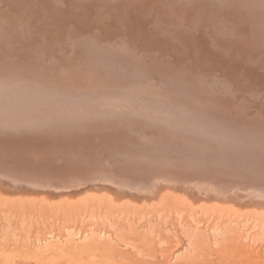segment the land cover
Here are the masks:
<instances>
[{
	"label": "rangeland",
	"instance_id": "374dc122",
	"mask_svg": "<svg viewBox=\"0 0 264 264\" xmlns=\"http://www.w3.org/2000/svg\"><path fill=\"white\" fill-rule=\"evenodd\" d=\"M27 1H29L30 4H27ZM68 1L71 4H76L75 6L77 7H82L84 3H88L90 5L96 4L94 7H96L97 12L95 11L94 13H97V15L100 16L101 19H103V21L100 18L98 20L97 17L96 19L91 18L89 21L91 25H89L90 28H88V26H85L83 22L75 21L76 20L74 19L76 18L75 16L74 18L67 17V19H65L64 17V20H61L63 21L62 26L59 27L60 23L58 21L53 22L54 24H51V21H53L52 18L49 15L44 14L40 5L34 3L33 0H20L19 4H9V3L7 4L6 2L4 3L3 0H0V3L2 2L0 4V11H1L0 17L2 18V19L0 18V21H2L1 23L6 33H8L7 31H10V29L11 30L15 29L18 30L21 34L23 33H25L26 35L28 34V36H26V39H24L23 37L20 38L21 39L20 41H15V42L12 38L10 39V41H8L6 40L7 38L5 35L4 36L0 35L1 38H4V39H0L3 40L2 43L0 42V46H3L4 50L7 49L8 51H12V53L24 52L21 50H24L25 46L28 47V50H31L34 53H36L37 50L42 49L40 57L44 65H46L42 67H45L46 69H51L53 73H56L55 79L57 80L68 78V81L65 83L66 87H71L68 85L73 84L74 82L78 84L77 86H79L80 88H86L87 86L90 85V87L88 88L92 89L93 91L94 90L105 91L106 88L107 90L111 88L112 85H110V87L105 85L107 84L109 85L110 83H112L111 81L109 83V80L111 79V76H113L112 75L113 72L115 71L118 72L117 70L120 66H122V68H125V70L127 68H128L127 70L129 71L132 70L131 67L130 68L126 67L128 63L125 64L126 66L124 65L123 67V63L118 62L119 58L116 56V58H114L115 59L114 63H110L108 66L106 65L107 67L103 66L104 68L106 67L105 68L106 70L112 72V74H109L107 78L104 77L101 78L100 76L98 77V75H100L98 74L100 71L90 72L87 69H84L86 67H89L91 63L81 60H76L74 63H72V65L74 66L70 65L69 69L71 68L73 69L70 74L64 71H61L62 73H59L60 72L59 70L52 69L56 64V61H58L57 56H54V53H57L62 48L63 50L68 51L77 41L83 43V42L91 41L92 38L93 39L97 37L100 38L99 34L96 33L98 32L97 29L99 27L108 28L109 26L112 27V25H114V27L112 28L116 27L115 29H117V32L116 30H114L115 32H112L113 34L111 33L106 36L104 35V38H101L103 42L102 44H100L101 46L100 51H102L103 53L107 52L108 50L111 52L113 51V53L116 51L117 52L121 51L122 53H124V51H126L129 54H131L132 58H130L129 65L131 64L130 66L132 67L135 66L134 68H136L139 71L138 74H140L141 76V79H138V82L136 81V84L133 83L132 84L135 88L139 87L140 89L141 88L144 89V87H146L147 93H149L150 96L144 97L143 99L140 98L139 96L137 97V100L139 101L141 108L142 106L143 108L144 106H146L144 108L145 115L143 119L142 117L138 116L139 118L137 120L131 121V123L128 122L124 124L119 122L118 125H115L116 128H111V129H107V128L96 129L95 126L88 127L87 128L88 131L86 130L88 132V137L85 138V143L83 148L79 146L80 150H77V152H74V148L72 146L70 147L69 146L66 147L65 145L62 146L63 143L60 142L63 139L70 140L71 137L68 136V133L70 132V134H72L74 132L73 129L75 125L65 124L61 121L53 122L45 127L47 128L50 126L51 128L45 129L42 135L39 134L28 135L30 138L28 137V139L26 140L39 139L42 142L41 146L46 148V151L52 150L48 154L46 159V161L50 162V164L52 162H57V158L54 154V151L59 150L60 152H63L65 154H72L73 152L74 160H76V163L80 164L79 165L80 168L85 166H89L92 168L94 166L95 168L96 164H99L102 167L100 168L102 170H100L99 173H95V174H91L93 172H90L89 173L90 179L84 178L83 180H78L79 182L83 181V184H85V186L80 185L75 189H66V190L64 188H67L68 184H73L72 182L64 181L61 182V184L54 183V181L60 179L61 176L64 177L63 174L58 175V172H54V171L49 172L48 170L41 168L36 169L35 167L33 168L31 167L30 171H28L27 169H23L20 171V173L16 171L11 172L12 175L14 176V179L17 180V182H19L20 184H22L21 181H24L27 178L30 179L29 181H27L29 183L27 184L30 186H32L33 184L36 185L42 184V185H37L38 188H36L35 191H33V189L30 190L29 189L30 186L25 188L24 186L13 184L12 181L10 182V184H8V183H2L0 180V189L2 191L0 194V264H134V263L137 264V261H143L144 263L146 262L148 264L149 262L150 263L154 261L157 262L158 260H161L163 257H164L163 260H165L168 264H217L219 260L217 259L218 257L217 253L220 252L224 246H229V244L231 245L239 244L240 246V249L238 250V254L240 255L239 259H241L243 263L246 262V260H243V257H247L249 259L248 262L250 264H264V213L259 214L260 212H257L256 214L252 210H249L251 207H253L252 206L253 200L246 199L247 201L245 202L244 199L246 197H243L242 193H241L242 198L238 196V199L241 198L242 201L244 200L243 202L241 200H239L238 202V199L236 202H234L233 200L234 198H230V200L227 199L228 202L226 201L229 205L219 204V203L212 204V201H209L207 198L206 199H203V197L197 198L196 196L187 195V193L185 194V197L187 196L188 199L185 198L183 199L182 196L181 198L179 196H175L176 197L175 198V197H171L169 194L168 195L166 194L167 196H164L165 198L158 197L157 199H155L156 202L147 204V208L145 207L146 205L144 206L143 205L141 206L140 204L139 206L134 204L131 205V202L130 204L127 203L123 204L124 202L121 201H123V199L126 198L129 199L130 197L126 196V194L125 196H122V198L116 197V195L118 196V193L120 192L111 189L112 187L108 185L96 184L97 187H101V188L96 191V192L100 191L99 193L97 194L95 193L96 195L94 194L92 195V198L94 200L89 196L90 194L87 195L88 197L83 195V192H85L84 189H89L88 187H90V185H88L86 181L88 180V181L96 182L97 180H101L100 178H98L99 176L98 174L100 173L102 174L103 172H105L104 170L105 168H108L107 169L108 171L109 166L112 167L114 166V168H112L114 169L112 170L114 173L110 175L111 177H114L113 175H118L125 168L129 169V164L136 165L142 171L148 172L149 169L147 168L146 164L152 163L154 161H156L162 167L164 166L166 168H175L187 172L192 176L191 179L194 178V174L197 173L199 175V172L202 171L199 170L200 166H204L203 169H208V171L210 172H212L211 170L215 164L217 165L223 164L229 168L233 167L236 170H240V168L236 166L233 161H229L228 159H220L213 156L214 153H221L223 151H226L228 154L230 151V148H228L227 146H226L227 148L223 147V148L215 149L217 148L216 145L218 143L215 140V138L213 139V141L215 140L216 143L213 141L211 143H208L206 142V140L195 138L196 133H193L192 131H190L189 133L184 132L187 126H185L181 120L177 122L175 121V119L172 118L170 119L171 123L177 122L175 126L176 127L178 126L179 129L173 131L161 130L154 126L155 122L153 121V117L148 116L146 114L154 112L156 115H159V117H163V112L166 114L171 113L168 107L164 108L160 105L161 103H163L162 105L167 104V101L160 102L153 100L154 99L161 100V97L165 98V100L166 98L167 100L170 98H174L171 93V90L174 89L171 86H169V84L166 82L167 77L173 76L175 80L173 81L174 84L173 83L172 84L174 86L180 87V90H178L177 92L178 94L180 91V95H178L175 98L177 99L182 98L183 97L182 94L184 93L187 94L186 87H189L191 89L198 90L197 91L198 96L195 97L196 100H200V101L202 100V102H204L203 99H207V95H209L212 96L213 98L212 100L219 101L218 97L213 95V92L216 89L217 91L215 94L220 95L221 102H225L226 109L230 110L231 112L229 117L231 116L233 119H236V122L239 123L241 122L240 123L242 124L241 127L251 126L252 128H255L256 124H260L264 128V123H263L264 122V106H263L264 85L260 86L261 85L260 83L262 84L264 83L263 80L264 65H262L264 63V56H262L264 55V46L260 47V45H263L264 36L261 37V32L263 31H260L258 29L260 31L258 33V30H256L257 29L256 26L252 28V26L256 24V22H254L255 20L254 17L257 18L256 21H258L259 18H261V21L262 18L264 20V16H263L264 5H262L264 4V0L263 1L259 0L260 2L258 0H247V1L237 0L239 1L237 4H235L237 2L236 0H234V2L233 0H227V1L215 0L218 4V5L216 4V6L217 7L221 6L222 8L218 10L219 9L218 7L216 10L214 9L215 12H213L212 11L213 6L210 5L208 7L211 8L210 10L208 9L209 11L207 10L208 12L204 11L205 10L204 9L203 13H205L204 15L206 14L207 15L206 17H204V20H206V22L203 20L202 21L203 23L198 21L199 17L195 19L198 14L196 13L194 14V11H196L198 8L199 11L200 10L202 11L201 7L195 5L197 8L193 9V11H189L188 7L185 5L187 1L179 0L178 2L175 3L176 4L175 6L174 0H172L173 2L171 0H163V2H161L162 1L161 0L159 1L160 5L157 6L156 9L157 11L155 13V16L159 14L158 15L159 19L153 16L150 19V22H148V24L150 25L146 23V25L144 26L145 28L143 30L144 32L143 37L140 35L138 31H136V28L131 25L130 21L125 19L124 22L123 20H121V18L118 17L119 15L115 17L113 14L108 15V13H106L107 10L105 7L107 6V4H109L110 6L113 5L120 6L121 4H123L121 3L123 1L115 0V2H118L115 3L113 0H109L110 2H108V0H101V2L100 0H95V2L93 0H86L81 2L80 0L81 4L79 3V0H77L78 2L75 0H68ZM167 1L170 2L168 3ZM196 1H198L197 3H200V1L202 0H196ZM203 1L208 2L209 0H203ZM231 1L233 4H231ZM253 1L254 4L258 2V6L260 3L261 9L258 6L256 7L254 4L253 7L250 6L252 5ZM189 2L192 1L189 0ZM243 2L247 5H245ZM170 3L171 5L173 4L172 5L173 8L171 7ZM240 3L242 5H240ZM243 4L244 6L247 7L243 8ZM13 5H15V7ZM66 5L68 4L66 3ZM224 5L225 7L223 8ZM234 5L236 7L238 5L236 10H238L237 14L239 15L235 14L236 13L235 9H231V7L232 8L234 7ZM54 6L55 7L52 9L57 12L59 10L58 7L60 5L56 4ZM148 7L146 5L142 6V10L145 11L144 14H146V10L149 11L150 7L149 9ZM182 7L184 8V11L187 8V11L184 12L183 9H181ZM257 8H259L260 10L259 9L256 10ZM176 10L178 11L176 12ZM255 10L259 12L257 13ZM218 11H220V13ZM245 11H246V15L244 14ZM221 12H222L221 15L222 18H220ZM188 13L189 15H187ZM190 13L193 14L194 16H192ZM259 13H261L262 15ZM9 14L10 17L8 16ZM120 14L122 13L120 12ZM172 14L173 16H171ZM230 14L232 16H230ZM12 16L14 17V19L17 20L14 22L15 26H12V22H10V20L13 18ZM15 16L17 17L15 18ZM235 16L237 17L238 20L234 18ZM244 16L246 19L244 18ZM113 17L116 21L114 19L112 20ZM183 17L185 18L187 17L186 20L184 21L185 22L184 24L181 21ZM229 17L230 19H228ZM161 18H163L164 20H162ZM247 18L249 19V23L251 21L250 18L254 19L252 21L254 22L252 26H251L252 23H250V25L248 26L245 25L246 22L248 21ZM3 19H5L4 23H3ZM171 19L172 20L174 19V21H172ZM233 19H235L234 21L237 20L236 21L237 23H241V25L243 24L244 27L241 29L242 31H244V33L242 31L240 32L241 30L240 24L239 25L237 24L236 26V22H231V20ZM106 20L107 21L110 20V23L107 22ZM241 20L243 21L241 22ZM227 21L230 25V26L227 25L229 29L227 27L226 29H224L225 26L223 25H225ZM67 22L70 24V26L66 27ZM204 22L206 24H204ZM215 23L217 24L215 25ZM233 23L235 24L233 25ZM104 24L105 26H103ZM134 24L136 25L135 21ZM199 24H201L202 26ZM6 26L8 28H6ZM220 26H223L224 30H219ZM232 26L234 27V29L231 30V28H233ZM61 27H65V28L61 29ZM72 27L74 31L81 30L80 31L81 33L77 32L76 36L74 35L73 38L67 39V35L68 33H70L69 30L72 31L71 30ZM128 27L132 29V30L130 29L131 32L130 30H128ZM45 28L47 29L49 28L47 31L50 32L47 33ZM149 28H150V32L148 30ZM186 28L187 31L185 30ZM161 29L163 31L161 32L162 35L160 33ZM251 29H254V31H251ZM164 30L167 36H165ZM180 31L182 33H180ZM252 32L254 33L252 34ZM116 33L117 35L119 33V35L117 36ZM131 33H133L134 35L130 36ZM149 34H153L154 40L156 39V41L159 42L156 44V41L153 40L155 42V45H157L156 47L152 40L146 39L149 37L148 36ZM145 35L148 37H146ZM123 36H126L127 38ZM137 37H139V39ZM63 38L65 39L63 40ZM158 38L163 43L160 42ZM109 39H111V41ZM244 39H246L247 41L249 40L250 43L246 42V40ZM253 39L255 40L252 41ZM256 40L259 42L255 43ZM180 41L183 44L182 43L179 44ZM210 41L211 42L214 41V43H212L211 45ZM125 42L127 46L125 45ZM147 42L150 46H148ZM172 43H174V45ZM208 43L214 48L212 49V47H210ZM247 43L249 45H247ZM41 44L43 45L41 46ZM175 44H179V45H175ZM199 44L201 45V47H199ZM250 44H252L251 47ZM69 45L71 46L69 47ZM195 45H197V47ZM206 45H208L209 48L208 46L206 47ZM15 46H17V48ZM44 46L47 49L44 50ZM119 46L124 50H121V48H117V49L115 48ZM131 46L135 49H133ZM170 46H172L173 48ZM180 46L181 48L182 47L183 48L179 49ZM143 47L146 49H144ZM14 48L16 49L14 50ZM127 49L129 50L127 51ZM144 50L146 51L144 52ZM213 50L215 51V53ZM209 51H212L214 54H216L218 57L214 54L213 57L214 58L217 57L219 61L217 62L211 61L213 57H212V53H210ZM204 52L205 53L207 52L209 56L211 55L209 58V61L211 62L207 60L208 58ZM217 53H220V56ZM113 55H117V54L115 53ZM225 58L226 59L230 58L228 59V61L229 60L230 61L224 62L226 61ZM242 58H245L244 60L246 61V63H244V60ZM131 59L134 63L131 61ZM241 60H243V62H240ZM105 63L108 64V62ZM210 63L214 65L217 64L219 68L215 67L216 65L214 67L212 66L210 67L209 66L211 65ZM241 63L244 65H242ZM250 63L254 64L253 72L251 70L252 68L250 69L249 67ZM255 63H258L260 66ZM78 64H80V66L82 65L81 66L82 69L78 70L76 68ZM110 65H112V67ZM114 65H116V67ZM232 67L236 69L239 68L238 71L236 70L238 75L237 82H239L238 83L239 85H237L238 87H236L235 85V83L237 82H234L236 81V79L234 78L235 75L230 74L231 73L230 70H232ZM255 67L258 68L256 69ZM261 67H263V70ZM112 68L113 70H111ZM259 71L260 74L262 73L263 74L261 77L259 76L257 78V76L259 75ZM252 73H256V74L252 75ZM93 77L95 78V80H92ZM262 77L263 79L261 80L260 78ZM228 80L231 81L230 82L231 86H228L229 84ZM6 82H3V84H5ZM58 82L56 86H60V85L62 86V84ZM90 82L91 83L94 82V83L91 85ZM98 82L99 84L100 83L101 84L99 85ZM176 82L178 85L176 84ZM83 83H89V84H86L85 86V84ZM240 84H242L243 86ZM16 85L17 84L13 85L9 89L14 88ZM240 88H243L244 90L239 91ZM257 88L261 91L258 92ZM67 89H72V88H67ZM97 89H101V90H97ZM128 89L129 88L127 87V89L124 90L128 91ZM167 92L171 93V95L164 97L165 96L164 93ZM224 93L226 94V96H224L225 95ZM194 94H196V92H194ZM33 95H34L33 93H30L29 97H32ZM44 99L45 98L43 96L39 101L36 102L38 104V107H41L43 103L42 101H44ZM128 101H132V99H128ZM241 101L244 103H242ZM157 102H159L160 104H158ZM81 108L82 109L78 107L79 111L82 114L84 115L92 114L91 113L93 111L92 106L89 107L84 106ZM148 110H151V112H149ZM20 111L21 109H18V113ZM153 116L154 118L157 117L154 114ZM213 116L214 115H212V118ZM23 120H25V118L23 119L20 118L19 121H23ZM164 122H169L168 118L164 119ZM113 125L114 123H112V127ZM66 126H70L71 130H68V127ZM81 127L84 128L83 126ZM112 131L115 132L116 134L113 135ZM0 137L1 139L4 138L2 139L4 142H9V140L10 141L14 140L13 137L10 136L5 137L2 135ZM121 137L124 138L122 140H119V138ZM72 138H74V135ZM108 142L109 144L107 145H110V147L113 148L112 149L113 151H111L110 148L107 149V145L105 143ZM119 142H121V145H118ZM116 145H118L119 147V149H117L118 153L116 152ZM70 148L72 149L71 151ZM22 149L24 150V147ZM202 151L208 152V154L212 156H210V158L208 159H205L203 157L204 155L200 154ZM118 157L120 158L119 162L117 161ZM139 157H145V160L139 159ZM10 169H14V168H10ZM14 170H18V169H14ZM244 175L247 176V170L244 172ZM73 176H78V174L73 173ZM39 177L43 178L44 181L42 182L41 178ZM146 177L148 179H151V174L146 173L144 176V180H147ZM134 178L136 177L131 174L127 177L121 174L118 175V177L116 176V178L114 177L112 183L115 184L116 181L117 182L120 181L124 184L125 180L128 179L129 181L128 180L127 181L130 182L131 186H132L131 183H134L133 187L140 186L142 181H139L140 182L139 184H135L136 179ZM79 182L78 184H80ZM105 182L111 185L109 180ZM146 182H143V184L145 185ZM216 182L218 181L214 179V182H212V184ZM195 183L196 182H193V185H195ZM78 184H76V186ZM144 185L137 187L136 189L146 191L145 193L151 190L150 189L151 185L149 186H144ZM52 187H54L53 188L54 190L51 189ZM19 190L21 191V194L24 195V197L22 196L23 198L21 197L22 199L17 198L18 193L20 192ZM73 190L76 191L75 195H79V197L80 195L82 197L84 196L83 199L82 197L81 199H79V197L75 196V198H77L78 200L75 201V198L73 197L74 201L72 200H71L72 202L69 201L70 204L68 201L65 202L63 199L55 203L54 201L52 202V200L49 201L47 200L46 202L49 203H46L45 201L40 199L41 196H44L46 194L52 197L54 195L53 193H58L57 197L50 198L55 200L64 197V195H68L67 193ZM23 191L26 193H24ZM31 191H33L34 193ZM101 192L106 194L107 196L105 197V195H102ZM10 193L11 194L13 193L12 194L13 196ZM108 193H110L109 194L110 196L112 195L111 196L112 198L108 196ZM14 194L17 196H15ZM36 195L38 196L39 199L37 198ZM10 196L12 197L15 196V198H11L8 200ZM33 196H35L36 198L33 199ZM167 197H170L172 199H168ZM192 197L194 198L193 200ZM87 198L89 200H87ZM131 198L134 199L135 197L131 196ZM162 198L165 200L163 201ZM173 198L175 199L173 200ZM111 199H113L114 201L110 202L112 201ZM145 199H149V198L148 197L146 198L145 195L135 198L137 204L141 203ZM189 199L191 202L187 201ZM196 200L199 202H196ZM229 201L231 202L229 203ZM240 201L242 203L238 204L240 203ZM41 202L46 204H42ZM201 202L203 203L201 204ZM17 203L20 204V206ZM50 208H52L51 209L52 211L50 210ZM45 209H47V211ZM104 212H106V214ZM231 230L233 231V233ZM235 231L236 233L234 234ZM194 233L196 235L201 234L202 239L205 240L203 244L205 243L206 245L205 244L203 245L201 242L197 246L193 245L194 248L192 246L190 247L188 241L190 239L188 238L192 235H195ZM140 235L151 237L155 240L154 241L155 245L152 243L154 246L149 245L151 246L150 248L148 246L149 250L150 249L152 250L149 251L147 248L146 249L148 251L146 249L143 250V248L140 246V244H142V241L140 240ZM170 239L174 240V242L171 245L170 242H168V240ZM202 239L200 241H203ZM177 242L178 245L175 246L174 244H177ZM169 245L172 248H169L168 247ZM154 248L155 251L151 252L153 251ZM160 249H163L165 251L161 252L159 251ZM167 250L168 252H166ZM153 253L155 254L153 255ZM176 258L177 259L179 258L180 261L176 260ZM211 260H213V263L211 262Z\"/></svg>",
	"mask_w": 264,
	"mask_h": 264
},
{
	"label": "bare ground",
	"instance_id": "6f19581e",
	"mask_svg": "<svg viewBox=\"0 0 264 264\" xmlns=\"http://www.w3.org/2000/svg\"><path fill=\"white\" fill-rule=\"evenodd\" d=\"M3 1H4V3L6 2L7 4L8 3L9 4H19V1L20 0H3ZM33 1L37 5H40V7H41L42 11L44 12V14L49 15L52 18L53 21H51V24H54L53 22H57L58 21L60 23L59 24V27L62 26V22L63 21H61V20H64V17H65V19H67V17H73L74 18V16H75L76 17V18H74V19H76L75 21L83 22L85 26H88V28H90L89 25H91L90 22H89L91 18H95L96 19V17H97L98 20H99V18L101 19V17L98 16L97 13H94L95 11L97 12L96 7H94L96 4L95 5L94 4L90 5L88 3H84L85 5L83 4L82 7H77V6H75L76 4H71V3H69L68 0H33ZM75 1H77V0H75ZM83 1H86V0H81V2H83ZM93 1L95 2V0H93ZM113 1L115 2V0H113ZM120 1H123V2H121L123 4H121L120 6L119 5L110 6L109 4H107V6L105 7L106 10H107L106 13H108V15L109 14H113L115 17H117V15H119L118 17L121 18V20H123L124 22H125V19L128 20V21H130L131 25L134 26L136 28V31H138L140 33V35L143 37V35H144L143 30L145 28L144 26L146 25V23L148 24V22H150V19L153 16H155V13L157 11L156 10L157 9V6L160 5L159 1H161V0H120ZM178 1L179 0H174V4L176 2H178ZM184 1H187V3L185 5L188 7L189 11H193V9H196L197 8L196 6H199V7L202 8V11L200 10L201 12L199 11V8L196 11H194V14L195 13L198 14L197 17L195 16L196 18L195 17L194 18L197 19L199 17L198 18V21H200L201 23H203L202 21L204 20V17H206V15H207V14L204 15L205 13H203V10L205 9L204 11L208 12L210 10V8H211V7L209 8L208 6H210V5L213 6V9H212L213 12H215L214 9L216 10L218 7H219L218 10H220V8H222L221 6H218V7L216 6L217 2L215 0H209L208 2L207 1L204 2L202 0V1H200V3H197L198 1H196V0H190L192 2H189V0H184ZM239 1H237L235 4H237ZM241 1H243V0H241ZM245 1H247V0H245ZM81 2L79 0V3L80 4H81ZM100 2H101V0H100ZM108 2H110V1L108 0ZM161 2H163V0ZM167 2L169 3L170 1H167ZM167 2H166V4H167ZM233 2H234V0H233ZM23 3H24V1H23ZM66 3L68 5H66ZM115 3H118V2H115ZM27 4H30L29 1H27ZM56 4L57 5H60L58 7V9L60 11L58 10L56 12V11H54L52 9V8L55 7L54 5H56ZM223 4H224V2H223ZM231 4H233L232 1H231ZM244 4H243V8L244 7H247V6H244ZM253 4H254V1H253L252 5H250V6L253 7ZM256 4H254V5L257 7L258 6V2ZM144 5H146L147 7L148 6L150 7V9L148 7L149 11L146 10V14H144L145 11L142 10V6H144ZM170 5H171V3H170ZM172 5H171V7H172ZM185 5H183V6H185ZM225 5H227V4H225ZM225 5L223 6V8L225 7ZM240 5H242V4L240 3ZM245 5H247V4H245ZM262 5H264V4H262ZM13 6L15 7V5H13ZM167 6H169V5H167ZM175 6H176V4H175ZM235 7L236 6L234 5L233 8L231 7V9H235L236 10L237 7H238V5H237L236 8ZM258 7L260 8V3H259V6ZM261 7H263V6H261ZM259 8H257L256 10H258ZM163 9H161V10H163ZM181 9H183V11H184V8L183 7ZM177 11L178 10H176V12ZM185 11H187V8L185 9ZM237 11L238 10H236V13L235 14H237ZM120 12L122 14H120ZM167 12H168V10H167ZM218 12L220 13V11H218ZM254 12H253V14H254ZM225 13H227V12H225ZM210 14H211V12H210ZM231 14H232V12H231ZM231 14H230V16H232ZM244 14L246 15V11H245ZM259 14H261V13H259ZM158 15L155 16V17L158 18L159 17ZM187 15H189V13ZM191 15L194 16L193 14H191ZM221 15H222V12H221L220 16ZM237 15H239V14H237ZM249 15H247V16H249ZM8 16L10 17V14ZM171 16H173V14ZM183 16H185V15H183ZM16 17L17 16H15V18ZM160 17H162V16H160ZM186 18L185 17L182 18L181 21H182L183 24L185 23L184 21L186 20ZM220 18H222V16ZM234 18L237 19L236 16ZM244 18H245V16H244ZM254 18H255V20L253 18H250V20H251L250 23H252L251 26L253 25L254 22H256V24L254 26H252V28L256 26L257 27L256 30L259 29L260 31H263V32H261V37H262V36H264V22H263L264 20L262 18V21H261V18H259L258 21H256L257 18L256 17H254ZM6 19H7V17H6ZM113 19H114V17L112 18V20ZM161 19L164 20L163 18H161ZM166 19H167V17H166ZM228 19H230V17ZM231 19H232V17H231ZM9 20H10V18H9ZM101 20L103 21V19H101ZM234 20L235 19L231 20V22H236L238 19L236 21H234ZM253 20H254V22H252ZM4 21H5V19H3V23H4ZM15 21H17V20L14 19V17L10 20V22H12V26H15V23H14ZM134 21H135L136 25L134 24ZM172 21H174V19ZM191 21H192V19H191ZM204 21L206 22V20H204ZM242 21L243 20H241V22ZM1 22L2 21H0V35H2V36L5 35L6 38H7L6 40L10 41V39L12 38L14 40V42H15V41H20L21 40L20 38H23V37H24V39H26V36H28V34L27 35L25 33L21 34L18 30H15V29L14 30H11L10 29V31H7L8 33H6V31L4 30ZM107 22L110 23V20L107 21ZM205 22H204V24H206ZM250 23H249V19H248V21L246 22L245 25L248 26V25H250ZM257 23H258V25H257ZM216 24L217 23H215V25ZM234 24L235 23H233V25ZM237 24L238 25L239 24L241 25V23H237L236 22V26H237ZM118 25H119V23H118ZM148 25H150V24H148ZM199 25H201V24H199ZM227 25H229L228 21H227V23L225 25H223V26H225L224 29H226ZM44 26H45V24H44ZM67 26H70V24L68 22L66 24V27ZM103 26H105V24ZM211 26H213V25H211ZM223 26H220L219 30H224L223 29ZM246 26H245V29H246ZM112 27H114V25H112ZM112 27L111 26H109L108 28L99 27L97 29L98 32H96V33L99 34L100 38L99 37L94 38V39L92 38L91 41H87V42H83V43L77 41L76 43L73 44L72 48H70L68 51L63 50L62 47H61L62 49L59 50V51L57 49L58 52L57 53H54V56H57L58 61H56V64L54 65V68H52V69L59 70L60 71L59 73H62L61 71H64V72L70 74L71 71L73 70L72 68L69 69L70 65L71 66H74V65H72V63H74L76 60H81V61H86V62H90L91 63L89 67H86L84 69H87L90 72L100 71L98 73V74H100V75H98V77L100 76L101 78H103V77L104 78H107L109 76V74H112V72L106 70L105 68L110 63H114L115 62V59L114 58H116V56H117L119 58L118 59V62L123 63V67H124L125 64L128 63V65L127 66L125 65V66L126 67H129V68L131 67L132 70L130 69L131 71H129V70H127L128 68L125 70V68H122V66H120L121 67L120 68L116 64L119 67L118 70H117L118 72H116V71L113 72V74H112L113 76H111V79L109 80V83H110V81L112 83H110L109 85L108 84L105 85V86H108V87H110V85H112L111 86L112 89L111 88L108 89V90H107V88H106V90L103 89L105 91H95V90L93 91L92 89L88 88V87H90V85L87 86L86 88H80L79 86H77L78 84L74 83L73 81H72L73 84L68 85V86H71V87H66V84L65 83L68 81V78L67 79H59V80H57V79H55L56 78V75H55L56 73H53L51 71V69H46L45 67H42V66H46V65H44V63L42 62L41 57H40L41 56L42 49L41 50H37L36 53H34L33 51L28 50V47L25 46L24 47V50H21L20 49L21 51H24V52L12 53V51H8L7 49L4 50V47L3 46H0V136H2V135L5 136V137H9L10 136V137H13V139H14L12 141L9 140V142H4L2 140L4 138L1 139V137H0V157L2 158L3 162H5L4 168H3V166H0V180H1L2 183H8V184H10V182L12 181L13 184H15V185H19V186L22 185L25 188H27L28 186H30V185H28L29 183L27 182L30 179L27 178L24 181H21L22 184H20L19 182H17V180L14 179V176L12 175L11 172L16 171V172H19L20 173V171L23 170V169H27L28 171H30L31 167L32 168L35 167L36 169H39V168L45 169V170H48L49 172L50 171L58 172V175L63 174L64 177L65 176L71 177V176H73V173L74 174H78V173L85 172V171H89V170L92 169V167H89V166H85V167H81L80 168L79 167L80 164L79 163H76V160H74L73 152H72V154H65L63 152H60L59 150H55L54 151V154H55V156L57 158V162H52L50 164V162H47L46 159H47L48 154L52 150L46 151V148H44V147L41 146V143L42 142L39 139H37V140H35V139L34 140H32V139L26 140L29 137L28 135H33V134L42 135L45 129L51 128L50 126L47 127V128H45V127L48 126L49 124L53 123V122H59V121H61V122L65 123V124L75 125V127L73 129L74 132L72 134H70V132L68 133V136L71 137L70 140H66V139L64 140L63 139L60 142L63 143L62 146H64V145L66 147L72 146L74 148V152H77V150H80L79 146L83 148L84 143H85V138L88 137V132H87L88 131V129H87L88 127H91V126L94 127L95 126L96 129H104V128L111 129V128H116L115 125H118L119 122L125 124V123H128V122L131 123V121L137 120L139 117H142V119H143V117L145 115L144 108L146 106H144V108L142 106V108H141V105L139 104V101L137 100V97L139 96L140 98L143 99L144 97L150 96V94L147 93L146 87H144V89H142V88L140 89L139 87H136L135 88L133 86V84H136V81L138 82V79H141V76H140V74H138L139 71L136 68H134L135 66L132 67V66H130L131 64L129 65L130 58H132L131 57V54H129L126 51H124V53H122L121 51H118V52L116 51L114 53H113V51L111 52L109 50L108 51L106 50L109 53H107V52H104L103 53L102 51H100V49H101L100 44H102V42H103V40L101 38H104V35L106 36L108 34H111L112 32H115L114 30H116V32H117V29H115L116 27L115 28H112ZM123 27H125V26H123ZM238 27H240V26H238ZM243 27L244 26L242 24L241 27H240V29L243 28ZM6 28H8V27L6 26ZM64 28L65 27H61V29H64ZM75 28H77V27H75ZM187 28L185 29L186 31H187ZM48 29L45 28L46 31ZM130 29L131 28L128 27V30H130ZM232 29H234V27L231 28V30ZM236 29H237V27H236ZM71 30L72 31L69 30L70 33L67 32L68 33L67 39L68 38L69 39L73 38L74 35L75 36L77 35V32H80L81 31V30L74 31L73 30V27H72ZM131 30H130V32H131ZM148 30L150 32V28ZM152 30H153V28H152ZM182 30H183V27H182ZM215 30H216V27H215ZM259 30H258V33L260 32ZM241 31H242V29L240 30V32ZM251 31H254V29H251ZM49 32L47 31V33H49ZM161 32H163L162 29H161L160 33ZM242 32L244 33V31H242ZM180 33H182V32L180 31ZM253 33L254 32H252V34ZM63 34H64V31H63ZM146 34H147V32H146ZM164 34H165V36H167L166 33H165V30H164ZM204 34H205V32H204ZM246 34H248V33H246ZM116 35H117V33H116ZM118 35H119V33H118ZM128 35H126V36H128ZM132 35H134V34L131 33L130 36H132ZM161 35H162V33H161ZM126 36H123V37H126ZM148 36H146V37H148L146 39H150L152 41L154 40V37H153L154 35L153 34H149ZM155 36H156V34H155ZM139 37H137V38L139 39ZM162 37H164V36H162ZM47 38H48V36H47ZM0 39H4V38H1L0 37ZM64 39L65 38H63V40ZM255 39H256V37H255ZM255 39H253L252 41H254ZM109 40L111 41V39H109ZM158 40L160 42H162L159 38H158ZM244 40H246V39H244ZM257 40H258V38H257ZM257 40L255 41V43L256 42H259ZM261 40H262V38H261ZM2 41L3 40H0L1 43H2ZM134 41H136V40H134ZM154 41H156V39ZM241 41H243V40H241ZM43 42H44V40H43ZM246 42H249V40L248 41L246 40ZM149 43H150V41H149ZM157 43H159V42L156 41V44ZM181 43L182 42L180 41L179 44H181ZM210 43L212 45V43H214V41L213 42L210 41ZM127 44H128V42H127ZM147 44H148V42H147ZM172 44L174 45V43H172ZM179 44H175V45H179ZM252 44H250V47L252 46ZM30 45H31V43H30ZM42 45L43 44H41V46ZM125 45H126V42H125ZM154 45H155V42H154ZM158 45H160V44H158ZM211 45H210V47H212V49H213L214 47L211 46ZM247 45H249V44L247 43ZM70 46L71 45H69V47ZM126 46H124V47H126ZM148 46H150V45L148 44ZM156 46L157 45H155V47ZM195 46L197 47V45H195ZM207 46L208 45H206V47ZM261 46H264V41H263V45H260V47ZM15 47L17 48V46H15ZM170 47H172V46H170ZM199 47H201L200 44H199ZM16 48H14V50ZM115 48L117 49V48H121V47L119 46V47H115ZM182 48L180 46L179 49H182ZM184 48H186V47H184ZM208 48H209V46H208ZM241 48H242V46H241ZM45 49H47V48H45V46H44V50ZM133 49H135V48H133ZM144 49H146V48H144ZM262 49H263V47H262ZM17 50H19V49H17ZM121 50H124V49L121 48ZM128 50L129 49H127V51ZM220 50H222V49H220ZM145 51L146 50H144V52ZM209 52L212 53V57H213V54L215 53V51H214V53L212 51H209ZM39 53H40V55H39ZM115 53L117 55H113ZM178 53H180V52H178ZM205 54H206V56L208 58L207 60L209 61V58H210L211 55L209 56L207 52ZM217 54L220 56V53H217ZM214 55H216V54H214ZM155 56H156V54H155ZM262 56H264V55H262ZM217 57H215V58L213 57L211 61H213V62L214 61L215 62L219 61ZM221 59H222V57H221ZM228 59H230V58H228ZM228 59H226V61H224V62H227ZM239 59H240V57H239ZM242 59L244 60L245 58H242ZM243 60H241L240 62H243ZM131 61H132V59H131ZM211 61H209V62H211ZM105 62H108V64L105 63ZM232 63H234V62H232ZM244 63H246L245 60H244ZM252 63H254V62H252ZM258 63H255V64H258ZM236 64H237V62H236ZM112 65H110V66L112 67ZM116 65H114V66L116 67ZM215 65L214 64H211L209 66L210 67L211 66L212 67L215 66V67L219 68L217 66V64H215ZM242 65H244V64H242ZM242 65H241V67H242ZM253 65L254 64H251V63L249 65L250 69L252 68L251 69L252 72H253V68H254ZM262 65H264V63ZM81 66H80V64H78L76 66V68L78 70H80V69H82ZM103 66H106V67L104 68ZM255 68L257 69L258 67H255ZM261 68L263 70V67H261ZM238 69L232 67V70H230L231 71L230 74H234L235 75L234 78L236 79V81H234V82H237V80H238V78H237L238 75H237V72H236V70L238 71ZM41 70H43V71H41ZM111 70H113V68ZM152 70H153V68H152ZM245 70H246V68H245ZM39 71H41V72H39ZM260 71H259V75L257 76V78L259 76L261 77L262 74H263V73L260 74ZM241 72H242V70H241ZM255 72H256V70H255ZM263 72H264V70H263ZM257 73H258V70H257ZM253 74H256V73H252V75ZM260 79L262 80L263 77L260 78ZM92 80H95V78L93 77ZM170 80H171V83H170ZM174 80L175 79L173 78V76L172 77L171 76L170 77H167V79H166V82L169 84V86H171L174 89V90H171V93H172V95H173L174 98H170L168 100L166 98V100H165V98H162L161 97V100L160 99H154L153 100V101H160V102H166L167 101V104H164V105H162L163 103H161V104L159 102H157V103L160 104L164 108L165 107H168L169 110L171 111V113H167L166 114V113L163 112V117H159V115H156L154 112L152 113L151 110H148L151 113H147L146 114L148 116L153 117V121L155 122L154 123V126L156 128H159V129L165 130V131H168V130H171V131L178 130L179 127L178 126L176 127L175 125H176V123L179 120H181L182 123H184V125L187 126V128H186V130H184V132L189 133L190 131H192L193 133H196V137L195 138H199V139L206 140V142H208V143H211L213 141V139L215 138V140L218 142L217 145H216L217 148H215V149L223 148V147L224 148H227V147L230 148V151H229L228 154H227L226 151H223L221 153H214L213 156H215L216 158L228 159L229 161H233L234 164L236 166H238L241 171L240 170H236L233 167H230L229 168V167H227V166H225L223 164H220V165L215 164L213 166L214 169L212 168V170H211L212 172L208 171V169H203L204 166H200L199 167V170H202V171L199 172V175L197 173L194 174V178L191 179L192 176L189 173L184 172V171H181V170H178V169H175V168H166L164 166L162 167L156 161H154L152 163L146 164L147 168L149 169L148 172L147 171L146 172L142 171L136 165L129 164V169L125 168L123 171L120 172L119 175L122 174L123 176H126V177L129 176L130 174L131 175H134L136 177V178H134V179H136V181H135L136 183L135 184H139L140 183L139 181H142V183H141L140 186L144 185L143 182H146L147 181L144 186L151 185V188H150L151 190L150 191H147V193H145L146 191L137 190L136 188L137 187H140V186H134L133 187V184L134 183H131L132 184V186H131L130 185V182H128L129 181L128 179H127L128 181L125 180L124 184L122 182H120V181L119 182L116 181L115 185H117V189H119L121 191L120 193H118V196L116 195V197L122 198V196H125V194H126V196L130 197L129 198L130 200L127 199L126 197H124L126 199H123V201H121V202H124L123 204H125V203L130 204V202H131V205L132 204L138 205V206H139V204L141 206L142 205L143 206L146 205L145 207L147 208V204H151L153 202H156L155 199H157L158 197L161 198V197L167 196L168 194L171 197L179 196L181 198V196H182L183 199L184 198L185 199H188L187 196L185 197V194L187 193V195L196 196L197 198H201V197H203V199H206L207 198L209 201H212V204H215V203L228 204L227 203L228 202L227 199L230 200V198H234L233 200H234V202H236L237 199H238V196L241 197L243 195V197H246L244 199L245 202L247 201L246 199H252L253 200V202L251 201L253 207H251L249 210H252L256 214H257V212H260L259 214L264 213V128L260 124H256V127L255 128H252L251 126L241 127L242 126V124H240L241 122L240 123L239 122H236V119H233L231 116L229 117V115H230L231 112H230V110H227L226 109L225 102H221L220 95L219 94H215L216 91H217L216 89H215L214 92L213 91L212 92H213V95H215V96L218 97L219 101L212 100L213 99L212 96H209V95H207V99H203L204 102H202V100L201 101L200 100H196L195 97L198 96V94H197V91L198 90L191 89L189 87H186L187 94H185V93L182 94V96H183L182 98H180V99L175 98L178 95H180V91L177 94L178 90H180V87L173 85L174 84L173 83ZM249 81H251V80H249ZM3 82H6V83L3 84ZM57 82L58 83H61L62 86L61 85L60 86H56ZM230 82L231 81H229V84H230ZM93 83L94 82H92V83L90 82L91 85ZM122 83H124V84H122ZM238 83L239 82L235 83L236 87H238L237 86V85H239ZM15 84H17V85L14 88L9 89L10 87H12ZM83 84H85V86H86V84H89V83H83ZM96 84H97V82H96ZM98 84H99V82H98ZM176 84H177V82H176ZM229 84H228V86H231V84L230 85ZM260 84H261L260 86H263L264 85V83L263 84L260 83ZM240 85H242V84H240ZM127 87L129 88L128 91L124 90V89H127ZM67 88H72V89H67ZM224 88H226V87H224ZM97 90H101V89H97ZM240 90H244V89L243 88H240L239 91ZM79 91H81V92H79ZM260 91L261 90L258 89V92H260ZM194 92H196L197 95L194 94ZM30 93H33L34 95L32 97H29L30 96ZM171 93H168V92L167 93H164L165 96L164 95L163 96L164 97H167V96L171 95ZM43 96L45 98L44 101H46V102L42 101L43 103H42L41 107H38V104L36 102L39 101ZM224 96H226V94ZM156 98H158V97H156ZM128 99H132V101H128ZM242 103H244V102H242ZM247 105H248V103H247ZM84 106H86V107L92 106V108H93V111L91 112L92 114H89V115L82 114L79 111L78 107H80V109H82L81 107H84ZM173 106H174V108H173ZM18 109H21V111L19 113H18ZM153 114L155 116H157V117L154 118ZM212 115H214L215 118H214V116L212 118ZM20 118L21 119L25 118V120L19 121ZM166 118H168V121L169 122H164V119H166ZM171 118L172 119H175V121H177V122L171 123V121H170ZM257 122H259V121H257ZM112 123H114L113 127H112ZM81 126H83L84 128H82ZM66 127H68V130H71V127L70 126H66ZM22 132H23V134H22ZM120 132H122V131H120ZM112 134L115 135L116 133L112 131ZM73 135H74V138H72ZM113 135H110V136H113ZM123 138L124 137H121V138H119V140H122ZM23 139L26 140V141H24ZM215 140L213 142L216 143ZM23 144H25V145H23ZM67 144H69V145H67ZM105 144L107 145V144H109V142L108 143H105ZM118 145H121V142H119ZM118 145H116V152L117 153H118V150L117 149H119ZM23 147H24V150L22 149ZM109 148H110L111 151H113L112 150L113 148H111L110 145H107V149H109ZM19 149H21V150H19ZM29 149H30V151H29ZM71 150L72 149L70 148V151ZM111 151H109V152H111ZM58 153H60V154H58ZM200 154L204 155L203 157L205 159H208V158H210V156H212V155L208 154V152H205V151H202ZM139 159L145 160V157H139ZM117 161L118 162L120 161V158L119 157L117 158ZM0 163L3 164L2 162H0ZM10 168H14V169H18V170H14V169H10ZM93 168H94V166H93ZM112 168H114V166L113 167L112 166H109V170L108 171H107L108 168H105L104 169L105 172H103L102 175L98 176V178H100L101 181H108L109 180L108 178L111 177L110 175L113 173L112 170H114ZM246 170H247V176L244 175V172ZM38 171H40V170H38ZM207 172H210V173H207ZM146 173L151 174V179H148L146 177L147 180H144V176H145ZM91 174H94V173H91ZM113 176L115 178H116V176L118 177V175H113ZM39 178H41V177H39ZM214 179H216V181H218V182L212 184V182H214ZM41 180H42V182L44 181L43 178H41ZM193 182H196L195 185H193ZM87 183H88V185H90L91 188L88 187L89 189H84L85 192H83V195L87 196L88 194H90L89 196L92 198V195L93 194L96 195L97 193L100 192V191H98V192H96V191L99 190L101 187H97L96 186L97 182L90 181V182H87ZM37 185H42V184H37ZM37 185L36 184H33L32 186L29 187V189L30 190L33 189V191H35V189L38 188ZM105 185H107V184H105ZM113 185L114 184H111V187H112L111 189H115L113 187ZM67 186L70 187V186H72V184H68ZM53 188L54 187H52L51 189H53ZM168 188H170V189H168ZM237 188H238L239 191L237 190ZM12 190H14V189H12ZM21 191H22V189H21ZM21 191L19 193L17 191V193H18V197L17 198L18 199H20L22 196L24 197V195L21 194ZM25 191H26V189H25ZM33 191H31V192H33ZM101 191H102V189H101ZM1 192L2 191L0 189V194H1ZM36 192H39V191H36ZM41 192H42V190H41ZM24 193H26V192H24ZM181 193H183V194H181ZM241 193H242V195H241ZM53 194L54 195L52 197H57V195H58V193H53ZM67 194L68 195H64V197L58 198V199H55V200L50 199L52 197L51 196H48L46 194L47 196L46 195L41 196L40 199H42L45 202L47 200L48 201L49 200H52V202L54 201V203H55V202L61 201L62 199L65 202L66 201L69 202L71 200L74 201L75 196L79 197V195H75L76 194V191H74V190L73 191H70ZM109 194L110 193H108V196H110ZM135 194H137V195H135ZM102 195H105V197L107 196L104 193H102ZM144 195L146 196V198L148 197L149 199H145L141 203H138L137 204L135 198L136 197H140V196H144ZM12 196H10V198H8V200L11 199V198H15V196H17V195H15L14 197H12ZM131 196L132 197L134 196L135 198L132 199ZM81 197L82 196L80 195L79 199H81ZM83 197H82V199H83ZM235 197H236V199H235ZM34 198H36V197L33 196V199ZM37 198H38V196H37ZM167 198L168 199H172L170 197H167ZM175 198H173V200ZM241 198L238 199V202H239V200H241ZM193 199L194 198L192 197V200ZM76 200H78V199L75 198V201ZM87 200H89V199L87 198ZM111 200L112 201H110V202H113L114 201L113 199H111ZM162 200L164 201L165 199L162 198ZM162 200H161V202H162ZM256 200H258V201H256ZM187 201L189 202L190 199L187 200ZM213 201H215V202H213ZM241 201L238 204H241L243 202V201L242 202ZM196 202H199V201L196 200ZM230 202L231 201H229V203ZM41 203L42 204H46V203H49V202H46V203L41 202ZM193 203H194V201H193ZM202 203L203 202H201V204ZM50 204H51V202H50ZM69 204H70V202H69ZM204 204H206V203H204ZM14 205H16V204H14ZM18 205L20 206V204H18ZM51 209L52 208H50V210ZM45 210L47 211V209H45ZM104 213L106 214V212H104ZM151 233H152V231H151ZM232 233H233V231H232ZM235 233H236V231L234 232V234ZM151 235H153V234H151ZM188 239H190V240H188L190 247L192 246L193 248H194V246H197L201 242L203 244V242L205 241L204 239H202L201 234H199V235H196V234L195 235H192ZM201 239L203 241H200ZM140 240L142 241V244H140V246L143 248V250H145L146 248L149 250V248L151 247L149 245H152V246L155 245L154 244L155 243L154 242L155 240L153 238H151V237H147V236H144V235H140ZM168 242H170V245H171L174 242V240L170 239V240H168ZM178 242H177V244H174V245L177 246L178 245ZM170 245L168 247L169 248H172V247H170ZM148 246H149V248H148ZM169 248H167V249H169ZM204 248H202V249H204ZM211 249H213V248H211ZM239 249H240L239 244H233V245L229 244V246H224L223 249L220 252L217 253L218 254L217 259H219L218 262H217V264H250L248 262L249 259L247 257H243V260H246V262H244V263L242 262L241 259H239L240 258V255L238 254V250ZM150 250H152V249H150ZM165 250L160 249L159 251L163 252ZM154 251H155V248L151 252H154ZM159 251H158V253H159ZM166 252H168V250ZM140 254H142V253H140ZM154 254L155 253H153V255ZM163 258L161 260H158L157 262H155V261L152 262V263L149 262L148 264H168L165 260H163ZM176 260L180 261L179 258L178 259L176 258ZM211 262L213 263V260H211ZM134 264H136V263H134ZM137 264H147V263L146 262L144 263L143 261H137Z\"/></svg>",
	"mask_w": 264,
	"mask_h": 264
},
{
	"label": "water",
	"instance_id": "95a60500",
	"mask_svg": "<svg viewBox=\"0 0 264 264\" xmlns=\"http://www.w3.org/2000/svg\"><path fill=\"white\" fill-rule=\"evenodd\" d=\"M0 162H2L3 164H1L0 163V166H3V168H4V164H5V162H3V160H2V158L0 157ZM2 168V167H1ZM100 168H102L99 164H96V167L95 168H92L91 169V171L89 170V171H85V172H81V173H78V176H71V177H67V176H65V177H63V176H61L60 177V179H58L57 181H54V183H58V184H61V182H64V181H67V182H72L73 184H72V186H70V187H67V188H64V189H75V188H77L78 186H80V185H84L85 186V184H83V181H78V180H83V178H89L90 179V177H89V173L90 172H93L94 174L95 173H99L100 172V170H102V169H100ZM116 172H118V171H116ZM114 173V172H113ZM120 174V173H119ZM118 174V175H119ZM99 176L100 175H102V174H98ZM91 178H93V177H91ZM110 178V179H109ZM108 179H109V182L111 183V184H113L112 182H113V180H114V177H109ZM110 180H112V181H110ZM52 181V180H51ZM76 181H78L80 184H78V182H76ZM84 181H86V180H84ZM86 182H90V181H86ZM97 182V184H103V185H105V184H107V185H109V186H111L109 183H106L105 181H101V180H97L96 181ZM76 184H78L77 186H76ZM22 186V185H21ZM113 187L116 189V191H118V192H121L119 189H117V185H113ZM114 189V190H115ZM51 190V189H50ZM52 190H54V189H52ZM136 192V191H135ZM138 192V191H137Z\"/></svg>",
	"mask_w": 264,
	"mask_h": 264
}]
</instances>
